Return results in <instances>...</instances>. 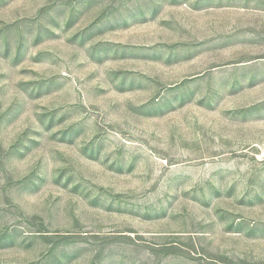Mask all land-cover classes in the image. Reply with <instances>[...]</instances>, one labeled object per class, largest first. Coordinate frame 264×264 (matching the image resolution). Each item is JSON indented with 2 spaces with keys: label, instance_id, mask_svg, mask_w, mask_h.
<instances>
[{
  "label": "rangeland",
  "instance_id": "rangeland-1",
  "mask_svg": "<svg viewBox=\"0 0 264 264\" xmlns=\"http://www.w3.org/2000/svg\"><path fill=\"white\" fill-rule=\"evenodd\" d=\"M0 264H264V0H0Z\"/></svg>",
  "mask_w": 264,
  "mask_h": 264
}]
</instances>
